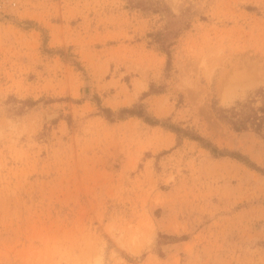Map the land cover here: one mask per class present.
I'll return each instance as SVG.
<instances>
[{"label":"rangeland","instance_id":"1","mask_svg":"<svg viewBox=\"0 0 264 264\" xmlns=\"http://www.w3.org/2000/svg\"><path fill=\"white\" fill-rule=\"evenodd\" d=\"M151 1L0 0V264H264V131L212 110L264 103V0Z\"/></svg>","mask_w":264,"mask_h":264},{"label":"trees","instance_id":"2","mask_svg":"<svg viewBox=\"0 0 264 264\" xmlns=\"http://www.w3.org/2000/svg\"><path fill=\"white\" fill-rule=\"evenodd\" d=\"M127 5L130 8H139L144 11L165 12L171 17H176L171 12H168V10L163 7V4H159L158 2H153L151 0H127ZM180 23L183 22L179 20V24ZM179 24L178 26H169L170 24H168L167 27L165 26L162 31H157L149 34V36H152L153 42L157 43L159 45V48L166 54L168 65L170 64V46L172 44L171 41L177 36L178 32L182 28ZM153 89L154 86L151 85L150 91H153ZM256 93L258 94V96L264 97V88H259ZM146 94L147 93H144V95ZM94 99L102 115L110 121L114 120L115 118H124L125 116H137L150 125H157L160 123L165 128L173 131L178 138H180V136L182 135L197 141L201 146L208 149L213 156H230L239 159L240 161H244V163H248V165L254 167L259 171H262L261 168L254 166V164L246 160V158L238 152L229 151L227 149H220L215 144H212L206 138L197 133L190 132L172 123L160 121L157 118H154L144 110L141 104H136L132 107H123L118 109L117 111H113L108 107L100 106V101L97 96H94ZM254 102V98H248L244 101H236L234 105L227 108L220 107L216 103H214L212 104V110L218 120L228 124L230 128L236 132H240L250 128L257 134L263 135L264 103L259 106H254ZM172 239H176V237L172 236Z\"/></svg>","mask_w":264,"mask_h":264}]
</instances>
